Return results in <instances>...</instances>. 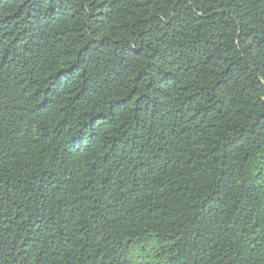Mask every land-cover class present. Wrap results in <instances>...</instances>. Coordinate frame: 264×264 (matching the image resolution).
I'll list each match as a JSON object with an SVG mask.
<instances>
[{
  "label": "trees",
  "instance_id": "trees-1",
  "mask_svg": "<svg viewBox=\"0 0 264 264\" xmlns=\"http://www.w3.org/2000/svg\"><path fill=\"white\" fill-rule=\"evenodd\" d=\"M0 264H264V0H0Z\"/></svg>",
  "mask_w": 264,
  "mask_h": 264
}]
</instances>
